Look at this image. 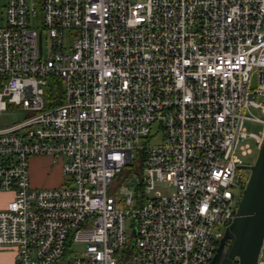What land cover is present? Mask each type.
Instances as JSON below:
<instances>
[{
	"label": "built area",
	"instance_id": "obj_1",
	"mask_svg": "<svg viewBox=\"0 0 264 264\" xmlns=\"http://www.w3.org/2000/svg\"><path fill=\"white\" fill-rule=\"evenodd\" d=\"M2 9L0 113L33 114L0 125V194L11 195L0 249L14 264H210L249 177L239 172L253 152L246 139L257 150L264 141V0ZM245 119L261 121L259 133ZM34 155L62 161L59 186H31ZM124 167L134 170L116 186ZM157 182L173 191L145 197ZM73 243L82 249L64 259Z\"/></svg>",
	"mask_w": 264,
	"mask_h": 264
},
{
	"label": "water",
	"instance_id": "obj_2",
	"mask_svg": "<svg viewBox=\"0 0 264 264\" xmlns=\"http://www.w3.org/2000/svg\"><path fill=\"white\" fill-rule=\"evenodd\" d=\"M235 217L221 237L210 264H255L264 239V141L250 165ZM134 233V230H133Z\"/></svg>",
	"mask_w": 264,
	"mask_h": 264
},
{
	"label": "rangeland",
	"instance_id": "obj_3",
	"mask_svg": "<svg viewBox=\"0 0 264 264\" xmlns=\"http://www.w3.org/2000/svg\"><path fill=\"white\" fill-rule=\"evenodd\" d=\"M139 1H143V0H139ZM3 4H4V0H0V24L2 23V16H3ZM32 24H34L33 21H31ZM49 39L47 38L46 33H43L42 35V57L45 58L48 54H49ZM61 81V80H60ZM256 77L252 78V87H254L256 85ZM47 97V96H45ZM261 99H263V96H257V101H261ZM33 114L32 111H27L22 109L21 106H9L8 107V111L5 113H0V125L5 123V122H9L11 120L14 119H21L23 117L29 116ZM246 115H249L251 117L257 118V119H263V113L261 111V109L259 108H254V107H250L249 108V112H246ZM247 130L248 133H259V131L262 129V122L259 120H250V119H245L244 120V124H243ZM157 139H155L154 141H156ZM246 142L249 143L253 149V152L250 155H247L245 157L242 158V161L245 165H250L252 164L257 156V148L255 146V143L253 142L252 139L247 138ZM59 164H61V162L57 159H55L54 161H48L47 163H42L41 165H38V169L35 173V176L37 177V179L39 181H41L40 183H38L37 185H32L34 187H52V186H56L59 185L60 180H59ZM134 168L132 167L127 168L124 167V170H122L121 174L115 179V184L116 186H120V184H122L125 180L129 179V177L131 176L132 172H133ZM240 173H246L249 174V170L245 169V168H241L239 170ZM137 185L135 186V191L136 190ZM160 192L161 194H169L173 191V187L168 185L167 182H157L155 183V187L154 190L150 193H146L145 197H151L153 195V193L155 192ZM137 194L140 193L139 191L136 192ZM9 195V194H8ZM11 195H9L10 198ZM126 225H127V233H128V238L129 240H131L133 238V230H134V221L132 218H127L126 219ZM90 226L89 223H85L82 225V227H87ZM82 244L81 243H73L71 248L68 247L65 255H64V259H69L71 258V256L75 253V251L81 250L82 249ZM123 256L122 253L119 254V258H121Z\"/></svg>",
	"mask_w": 264,
	"mask_h": 264
},
{
	"label": "crops",
	"instance_id": "obj_4",
	"mask_svg": "<svg viewBox=\"0 0 264 264\" xmlns=\"http://www.w3.org/2000/svg\"><path fill=\"white\" fill-rule=\"evenodd\" d=\"M54 161V159H52L51 157L49 158V156H42V155H34L31 156L29 161V172H30V184L32 183V185H37L38 183H40L41 181H39L37 179V177L35 176V173L38 169V165H41L42 163H47L48 161ZM61 162V164H59V180L60 183L59 185L62 183L63 180V174H62V161L59 160ZM56 185V186H59ZM32 186V187H34ZM56 186H52V187H56ZM36 188V187H35ZM37 188H46V187H37ZM10 199L9 195L6 193H1L0 194V207H3L5 202ZM14 252L11 249H0V264H14Z\"/></svg>",
	"mask_w": 264,
	"mask_h": 264
},
{
	"label": "trees",
	"instance_id": "obj_5",
	"mask_svg": "<svg viewBox=\"0 0 264 264\" xmlns=\"http://www.w3.org/2000/svg\"><path fill=\"white\" fill-rule=\"evenodd\" d=\"M58 81H59V80H58ZM120 174H121V173H120ZM120 174H118V176H119ZM118 176H117V177H118ZM136 190L142 193V184L137 185ZM137 191H136V192H137ZM141 197H142V194H141ZM236 263H237V261L235 260V261H234V264H236Z\"/></svg>",
	"mask_w": 264,
	"mask_h": 264
}]
</instances>
